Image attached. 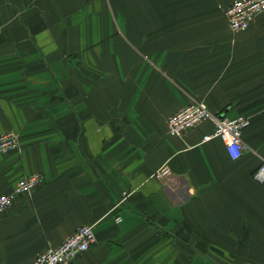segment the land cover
Instances as JSON below:
<instances>
[{"label":"crops","instance_id":"crops-1","mask_svg":"<svg viewBox=\"0 0 264 264\" xmlns=\"http://www.w3.org/2000/svg\"><path fill=\"white\" fill-rule=\"evenodd\" d=\"M234 1L0 0V135L22 146L0 195L43 177L0 214V264L80 226L73 264H264V14L233 34ZM191 99L248 118L251 151L231 161L208 122L169 137Z\"/></svg>","mask_w":264,"mask_h":264},{"label":"built area","instance_id":"built-area-1","mask_svg":"<svg viewBox=\"0 0 264 264\" xmlns=\"http://www.w3.org/2000/svg\"><path fill=\"white\" fill-rule=\"evenodd\" d=\"M261 14H264V0H236L225 9L224 18L230 32L239 34L247 31L256 17ZM204 122L213 126V133L204 137L203 142L212 138L218 139L231 161H237L251 151L241 138L242 131L249 126L247 118L220 117L212 114L202 102L194 99H191L181 111L169 117L166 123L167 135L171 138H181ZM20 150V140L16 133L7 132L0 135V155L19 153ZM160 174L161 172L158 176ZM252 180L264 185V160L253 172ZM42 182L43 177L38 173L19 179L11 193L0 195V214L5 213L17 197L31 196ZM116 221L120 222V219ZM95 242L93 228L80 226L58 246L47 248L37 254L32 264H73L80 255L88 252Z\"/></svg>","mask_w":264,"mask_h":264},{"label":"rangeland","instance_id":"rangeland-1","mask_svg":"<svg viewBox=\"0 0 264 264\" xmlns=\"http://www.w3.org/2000/svg\"><path fill=\"white\" fill-rule=\"evenodd\" d=\"M246 118V117H245ZM248 119V118H247ZM249 120V119H248ZM249 124H250V121H249ZM7 133V132H6ZM4 134V133H3ZM19 137V136H18ZM19 140H20V137H19ZM21 146V145H20ZM21 149H22V146H21ZM20 152H21V150H20ZM11 154H13V153H11ZM10 155V154H9ZM0 156H5V155H0Z\"/></svg>","mask_w":264,"mask_h":264}]
</instances>
